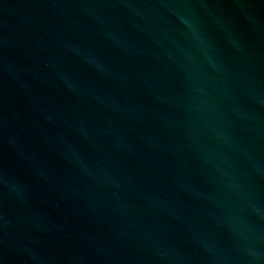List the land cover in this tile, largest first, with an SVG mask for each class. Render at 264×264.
<instances>
[{
  "label": "water",
  "instance_id": "95a60500",
  "mask_svg": "<svg viewBox=\"0 0 264 264\" xmlns=\"http://www.w3.org/2000/svg\"><path fill=\"white\" fill-rule=\"evenodd\" d=\"M0 264H264V0H0Z\"/></svg>",
  "mask_w": 264,
  "mask_h": 264
}]
</instances>
